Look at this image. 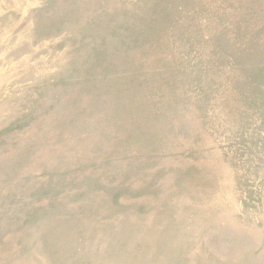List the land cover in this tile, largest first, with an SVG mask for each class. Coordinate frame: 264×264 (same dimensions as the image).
<instances>
[{
  "label": "rangeland",
  "instance_id": "1",
  "mask_svg": "<svg viewBox=\"0 0 264 264\" xmlns=\"http://www.w3.org/2000/svg\"><path fill=\"white\" fill-rule=\"evenodd\" d=\"M0 264H264V0H0Z\"/></svg>",
  "mask_w": 264,
  "mask_h": 264
}]
</instances>
